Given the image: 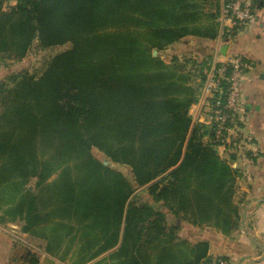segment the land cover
Wrapping results in <instances>:
<instances>
[{"label":"trees","instance_id":"obj_1","mask_svg":"<svg viewBox=\"0 0 264 264\" xmlns=\"http://www.w3.org/2000/svg\"><path fill=\"white\" fill-rule=\"evenodd\" d=\"M5 1L14 3L4 8ZM196 1L0 0L1 61H19L33 42L42 48L69 44L38 75L11 71L3 79L10 85L0 82V187L19 186L25 230L43 227L57 236L47 248L57 247L65 230L71 243L78 237L87 251L95 250L89 259L121 235L124 254L143 249L155 264L227 260L208 253L206 241L219 239L205 234L191 260L169 253L174 241L183 242L175 230L181 225L189 233L207 226L223 234L237 226L233 167L218 160L207 139L211 128L189 115L206 73L199 70L196 82L176 55L166 63L158 53L187 36L207 39L199 24L218 17V6L210 15ZM211 59L206 52L201 67L209 68ZM93 148L128 166L131 175L103 165ZM31 179L36 190L25 186ZM202 182L218 189L209 195L213 207L197 204L193 191ZM140 187L159 204L129 201ZM216 207L227 210L228 231L213 224L216 213L223 215ZM166 211L180 223H170Z\"/></svg>","mask_w":264,"mask_h":264},{"label":"crops","instance_id":"obj_2","mask_svg":"<svg viewBox=\"0 0 264 264\" xmlns=\"http://www.w3.org/2000/svg\"><path fill=\"white\" fill-rule=\"evenodd\" d=\"M252 3L254 18L232 37L227 36L221 40L219 32L212 40L187 36L175 43V47H189L191 43L199 46V42L208 51L214 52L221 38L220 45H228L226 52L237 53L247 60L245 78L241 85V100L245 108L244 118L258 141V147L255 145L253 150L256 154L251 155L248 151L242 157L245 175L248 172L252 178L243 180L238 185L233 198L239 208L237 226L229 234H223L220 230L207 226H193L194 233H189L181 225L186 236L180 231L176 235L188 247L187 257L183 261L192 259L193 245L200 240L199 235L205 234V237L212 235L219 239L217 243L212 242V239L206 241L209 254L224 255L230 264H264V0H252ZM216 6L219 16L214 17L215 20L221 16L220 0ZM5 71L4 67H0V75ZM200 103L201 101L199 105ZM198 119L201 117H196L200 121ZM220 153H223V149H220ZM231 166L237 168L238 162H232ZM5 209L6 204L0 208V216L4 218H0V264H135V260L138 264H155V261H146L144 258L138 260L132 252L124 254L120 250L121 235L115 246L90 260H85L87 251L84 249V241L79 240L77 246L72 245L70 233L65 230L59 236V245L47 248L49 244L44 235L35 234V230L23 229V220L11 219L1 214ZM44 238L46 243L43 242Z\"/></svg>","mask_w":264,"mask_h":264},{"label":"rangeland","instance_id":"obj_3","mask_svg":"<svg viewBox=\"0 0 264 264\" xmlns=\"http://www.w3.org/2000/svg\"><path fill=\"white\" fill-rule=\"evenodd\" d=\"M198 1V2H197ZM196 3H200L202 2V7L204 8V11L207 14H214L216 11V5L219 3V0H197ZM5 4L3 5L4 8H6L7 5H9V3H14V1H5ZM204 12V13H205ZM206 18V15H205ZM204 18V20H205ZM216 18V17H215ZM205 22V23H204ZM201 24H199V28L201 29V32L204 36L207 37V39H211L212 40V36L217 35L221 29H222V34H221V40H223V34L226 33L228 34L229 37H232L231 35H234L233 33H237V30H232V31H226V28H222L221 26V20L220 19H214L212 17H210V19H208L207 21H204ZM247 25V24H246ZM245 25V26H246ZM239 31V30H238ZM194 38V37H193ZM175 43L174 44H170L168 45L164 50L159 51V55L163 58V60L166 63H169L170 60L172 59L173 55H176V57L178 58V62L182 65V69L183 71H189L191 73V75L196 76L194 79L199 80V78L197 77V73L199 70H202L204 73H207L209 68H206V66L203 68L200 65V62L203 60V56L205 55V53L208 51L206 49V46L203 47L199 44L195 45L194 43H191V45H189V47L185 46V47H175ZM69 47V44H64V45H56V46H52V47H48V48H42L39 47L37 45L36 42H33L29 51L27 52V54L20 59L19 61H15V60H10V59H4V60H0V67L2 68L3 65H6V71L3 73L1 72L0 75V82H4L6 83V85H10V83L7 80H3L6 76L10 75L9 73L12 71V73H24L26 72L28 75H38L41 70L44 68L46 61L54 54L61 52L65 49H67ZM213 54V52H212ZM190 59L191 62L188 61H184L183 59ZM213 61V56L212 59ZM194 61V62H193ZM212 61H210L212 63ZM247 63V60L244 59V64ZM210 63V64H211ZM8 68V69H7ZM246 66L244 69V75H243V80L245 78V71H246ZM190 82V81H189ZM192 82V80H191ZM196 82L194 83L195 85L194 88L198 86V84L196 85ZM203 86L202 88L199 89V91L197 90L198 97H197V101L192 103V105L189 108V115L191 117V122L195 123L196 122V117H201V119H198L200 121L205 120V107H203V105L205 106V104H208L209 102V96H207L206 93L203 92ZM204 93V94H203ZM203 98V100H202ZM201 101L200 105L199 102ZM240 108H241V112L243 113V119L240 120V123L238 124V135L239 137V141L238 144H235L233 146H229L226 151L224 153H220V150L217 149V153L219 154V158L218 160L222 161V162H226L229 165L232 162L237 161L238 162V167H233V181L235 183V187L236 189L238 188V185L240 186L242 184V181H247V180H251L252 176L251 174H249L247 172V174L245 175V164L242 165V157L245 156L246 152H248L249 150H255V145H257L258 147V141L257 139L254 137V135L252 134V132L250 131L249 127H248V123L246 122L245 118H244V114H245V108H244V103L243 100H241L240 102ZM202 107V108H201ZM201 109H203V112L201 111ZM3 110V106H2V102L0 101V112ZM199 122V121H198ZM251 135L254 140L251 143H247L245 140V137ZM242 137V138H241ZM92 153L93 155L98 158L100 161H106V165L119 170L120 172H122L125 176L129 177L131 175V170L128 166L125 165H120V164H116L110 161L109 157L105 156L103 153H101L100 151L96 150V149H92ZM235 168V169H234ZM249 174V175H248ZM247 175L249 177H247ZM56 177V174H52L49 179H47V182H51L54 178ZM36 179H31L30 181L27 182V184L25 185L26 187H31L32 190H36V187L34 186ZM204 188H206L205 190H207V195L206 197L203 196V194L201 195V190H203ZM196 191H193V194L198 198V203L203 207H213L215 205V202L213 203L210 200L209 195H215V192H218V189H214V185H211L210 182H202L199 183L196 188ZM19 186L16 185H12L11 183L8 182H3V184L0 187V208H3V205L6 204V209L2 210V215L7 216L8 218L11 219H17V220H22V218L20 217V215L22 214V208H21V201L20 197H21V193L19 192ZM3 192H5V195L3 194ZM149 194L146 191V188L144 187H140L138 188L135 193L133 194V196L130 198L129 201L136 202V203H144V202H148V203H156V205H158L159 203L151 201V197L148 196ZM209 196V197H208ZM135 204V203H134ZM164 210V209H162ZM217 212H220L223 215H218L216 213V215H214V219H213V224L219 228H221L223 231H228V229L231 226V219L229 218V216H227L226 214H228L227 210H221L220 208L216 207ZM214 211V210H213ZM216 211H214L213 213H215ZM239 208L237 207V210L235 212L236 215V220L239 219ZM225 213V214H224ZM25 214V213H24ZM166 218H168L169 222H176V220L174 219L173 216H171L170 213H168L166 211L165 213ZM1 220L4 219L3 217H1ZM28 226V224L25 222H23V229H26ZM26 227V228H25ZM32 228H38L39 226H35L33 223L31 224ZM41 227V226H40ZM43 229L46 228H38L36 229L34 232L35 234H46V232H44ZM29 230V229H28ZM176 233H178L179 231L182 233L183 236H186V232L185 230H182L181 227H177ZM48 237L47 240H57V236H55V234L52 233H47ZM52 234V235H51ZM74 234V233H72ZM78 235V234H77ZM84 236L86 235L85 229H84ZM46 238V235H45ZM45 238L42 240L44 243H46ZM80 239L77 237L72 241V245H78L80 243L79 241ZM174 243L176 244V246H172L171 250L169 251V253H172V255H176L178 257V259L184 260L187 257V252H188V247L187 245H183V242H177L174 241ZM173 243V244H174ZM85 244V242H84ZM83 244V245H84ZM84 249L87 251V246L86 244L84 245ZM98 246H95V249H97ZM143 249H140V254L139 255H135L136 257H138V260H142V258H144L146 261H150V254L147 251H143ZM93 252H95V250H93L92 252L89 250L87 251V255L85 254V260H88L90 257H92ZM90 260V259H89ZM229 260V259H228ZM137 260H135V264H138V262H136ZM94 264V263H93ZM139 264H142L139 263ZM230 264V262H229Z\"/></svg>","mask_w":264,"mask_h":264},{"label":"built area","instance_id":"obj_4","mask_svg":"<svg viewBox=\"0 0 264 264\" xmlns=\"http://www.w3.org/2000/svg\"><path fill=\"white\" fill-rule=\"evenodd\" d=\"M220 2L221 26L226 28V31H238L254 18L252 0H220ZM221 34L222 29L220 36ZM220 39L214 49L213 61L209 65L203 84V92L209 96V102L204 106L206 118L199 122H203L211 128L212 136L207 139L218 150L223 149L224 153L229 146L238 144L237 141L240 140L238 124L243 119L240 102L244 67L241 55L228 51L224 55L220 53ZM223 84H226L227 88L225 96L222 98ZM253 139L251 135L245 137L247 143H251ZM249 151L251 155L252 153L256 154L252 149ZM209 264H229V262L219 256Z\"/></svg>","mask_w":264,"mask_h":264},{"label":"water","instance_id":"obj_5","mask_svg":"<svg viewBox=\"0 0 264 264\" xmlns=\"http://www.w3.org/2000/svg\"><path fill=\"white\" fill-rule=\"evenodd\" d=\"M224 38H227V36L225 35ZM227 47H228L227 43H224L223 45H220L219 46L220 53L223 54V55L226 54ZM156 54H157V51L156 50H153L152 51V55H156ZM102 164L103 165H106V161H103ZM176 222L178 224L180 223L178 220Z\"/></svg>","mask_w":264,"mask_h":264}]
</instances>
